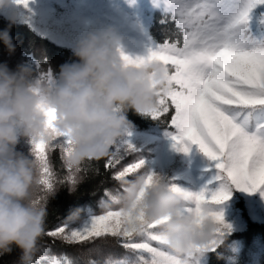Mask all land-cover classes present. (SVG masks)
<instances>
[{"label":"snow or ice","instance_id":"1","mask_svg":"<svg viewBox=\"0 0 264 264\" xmlns=\"http://www.w3.org/2000/svg\"><path fill=\"white\" fill-rule=\"evenodd\" d=\"M21 2L27 6L29 0ZM158 6L175 23L178 38L166 41L146 58L130 57L123 52L121 57L130 64L158 60L171 69V91L160 100L161 108L152 117L160 119L174 108L170 124L177 132L173 137L177 150L187 153L191 145H197L215 162V179L221 182L218 191L210 187L200 191L171 187L191 202L186 212L197 215L207 212L220 224L211 245V251H215L231 232L223 214L215 211L230 199L229 190L234 186L254 193L264 188V0H159ZM43 78L48 80L47 76ZM127 148L134 150L130 143ZM57 149L67 170L65 183L73 186L79 183L80 176L64 163L71 152L69 139L50 145L34 143L33 153L41 162L42 186L46 191L55 190L48 152ZM116 151L118 145L113 147L105 169H117L113 179L120 185L131 180L130 174H144L139 172L144 169L143 160L118 167L122 161L114 154ZM144 175L147 185L157 178ZM106 196V201L100 204L104 214L76 228L65 222L47 235L69 245L112 237L133 257L109 259L106 264H199L202 255L182 256L165 246L155 224L145 223L139 233L130 231L129 214L112 195ZM114 207L118 210H113ZM45 262L73 264L63 254L42 257L37 264Z\"/></svg>","mask_w":264,"mask_h":264},{"label":"clouds","instance_id":"2","mask_svg":"<svg viewBox=\"0 0 264 264\" xmlns=\"http://www.w3.org/2000/svg\"><path fill=\"white\" fill-rule=\"evenodd\" d=\"M14 4L23 3L0 0V14ZM9 19L16 23L15 15ZM0 41L10 54L15 52L10 29L0 32ZM120 45L111 30L89 34L75 48L79 63L64 66L55 85L43 77L33 80L28 67L12 72L0 65V255L16 247L22 252L19 264H37L39 242L46 234V202L59 190L44 189L42 165L34 153L35 159H29L16 151L22 138L42 145L69 139L71 152L64 163L79 176L86 162L111 156L129 127V110L152 116L170 93L171 69L166 64L126 63ZM77 186L69 185L70 193ZM121 188L113 198L129 214L130 231L139 233L145 223L155 224L163 244L173 252L182 256L211 252L220 224L207 212H186L191 202L162 178L147 185L141 174L125 180ZM80 220L77 210L67 222Z\"/></svg>","mask_w":264,"mask_h":264},{"label":"trees","instance_id":"3","mask_svg":"<svg viewBox=\"0 0 264 264\" xmlns=\"http://www.w3.org/2000/svg\"><path fill=\"white\" fill-rule=\"evenodd\" d=\"M9 29L15 52L10 54L3 41H0V65H7L12 72H16L21 66L28 67L33 72V80L47 76L48 82L55 85L59 82L64 66L79 63L75 50L40 35L26 23L16 21L11 24L9 18L0 14V32ZM177 34L175 23L168 18L164 9L150 12L148 38L151 42L164 45L166 41H175ZM179 39L182 40V33L179 34ZM126 115L129 127L123 139L117 142L118 151L114 153L121 157L122 164L118 167L143 160L144 169L139 172L160 177L169 187L177 186L180 180L175 174L176 169L179 170V162L157 161L162 143L175 131L170 124L174 108H170L160 119H153L151 115H139L134 110H129ZM62 141L63 139L59 142ZM129 143L134 146V150H128ZM16 151L29 159H35L32 155L33 144L28 139L22 138ZM48 155L53 170V182L59 190L46 202V234L39 242L36 262L42 257L62 254L72 259L73 264H106L109 259L133 258L112 237L97 239L94 243L86 241L83 244L69 245L59 238L53 239L47 235L48 231L67 222L69 216L77 210H81V220L72 223V228L79 227L82 222H89L94 216L104 214L100 204L102 200L106 201V193L115 196L122 192L120 183L113 179V173L117 169H105L107 158L98 162H86L82 167L84 172L79 174L83 179L78 183L75 193H70L69 184L65 183L67 170L63 166L59 149L49 151ZM185 166L188 168L189 163L186 162ZM200 173L201 171L196 170L195 181L199 182L197 175ZM135 175L130 174L128 179H133ZM205 186L212 188L211 185ZM230 190L232 197L225 203H231L232 208L240 210L246 224L245 229L226 234L223 243L215 251L204 254V261L200 264H264V222L252 220L244 198L235 189ZM113 210L118 208L114 207ZM152 243L153 246H158L156 242ZM21 255V250L13 247L11 253L0 255V264H19Z\"/></svg>","mask_w":264,"mask_h":264},{"label":"rangeland","instance_id":"4","mask_svg":"<svg viewBox=\"0 0 264 264\" xmlns=\"http://www.w3.org/2000/svg\"><path fill=\"white\" fill-rule=\"evenodd\" d=\"M158 3L159 0H29L27 6L14 4L11 10L2 15L7 18L15 15L17 22L26 23L40 35L73 50L89 34H102L111 30L114 37L121 41L118 49L120 53L134 58H146L151 51L163 46L151 43L147 36L150 18L146 12L162 7ZM176 134L177 132L171 134L163 143L157 161L176 163L179 159V170L176 169L175 175L180 180L177 187L181 189H204L205 183L195 181L194 171L201 170L197 179L207 178L214 185L211 190L218 191L221 182L215 179V162L205 156L197 145H191L187 153L178 151L173 139ZM186 162L190 167L185 166ZM204 170L210 171L204 174ZM231 189H235L245 199L250 218L264 222V188L254 193L234 186ZM229 191L232 197V192ZM222 205L226 208L218 206L215 211L223 214L225 223L231 225V232L245 229L246 224L240 210L232 208L231 203ZM203 256L199 257V264L203 262Z\"/></svg>","mask_w":264,"mask_h":264}]
</instances>
